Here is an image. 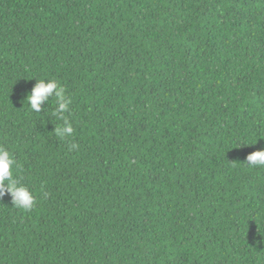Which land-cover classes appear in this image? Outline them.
<instances>
[{
	"label": "trees",
	"instance_id": "trees-1",
	"mask_svg": "<svg viewBox=\"0 0 264 264\" xmlns=\"http://www.w3.org/2000/svg\"><path fill=\"white\" fill-rule=\"evenodd\" d=\"M0 147V264H264V0H0Z\"/></svg>",
	"mask_w": 264,
	"mask_h": 264
},
{
	"label": "clouds",
	"instance_id": "clouds-1",
	"mask_svg": "<svg viewBox=\"0 0 264 264\" xmlns=\"http://www.w3.org/2000/svg\"><path fill=\"white\" fill-rule=\"evenodd\" d=\"M53 98L55 107L52 109L51 115L61 121L60 125L54 128V132L62 138L71 136L74 129L71 121L65 115L70 112L69 105L71 100L65 95V89L60 81L54 78H35V84L26 94L24 101L27 102V106L32 112L40 114L46 110L42 109L41 105L47 102L49 108V101ZM255 143L256 141L244 146L254 145ZM246 162L249 167L264 168V148L247 155ZM17 167L12 153L0 147V197L7 193L11 196L12 206L29 210L35 204L34 194L27 185L14 176V171ZM261 243H264V241H261Z\"/></svg>",
	"mask_w": 264,
	"mask_h": 264
}]
</instances>
